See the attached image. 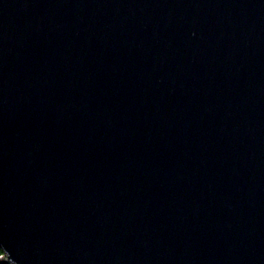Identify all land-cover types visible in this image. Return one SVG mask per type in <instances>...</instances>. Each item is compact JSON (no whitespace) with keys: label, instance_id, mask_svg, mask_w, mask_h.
Returning <instances> with one entry per match:
<instances>
[{"label":"water","instance_id":"95a60500","mask_svg":"<svg viewBox=\"0 0 264 264\" xmlns=\"http://www.w3.org/2000/svg\"><path fill=\"white\" fill-rule=\"evenodd\" d=\"M0 264H264V0H0Z\"/></svg>","mask_w":264,"mask_h":264},{"label":"trees","instance_id":"16d2710c","mask_svg":"<svg viewBox=\"0 0 264 264\" xmlns=\"http://www.w3.org/2000/svg\"><path fill=\"white\" fill-rule=\"evenodd\" d=\"M4 255L3 251L0 250V258Z\"/></svg>","mask_w":264,"mask_h":264}]
</instances>
